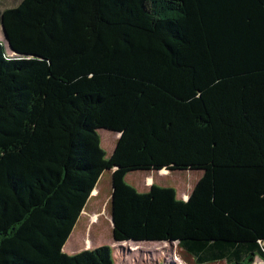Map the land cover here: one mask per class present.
<instances>
[{"label":"trees","instance_id":"obj_1","mask_svg":"<svg viewBox=\"0 0 264 264\" xmlns=\"http://www.w3.org/2000/svg\"><path fill=\"white\" fill-rule=\"evenodd\" d=\"M0 25V264H115L63 251L108 170L115 242L264 261V0H21ZM162 170L203 176L126 182Z\"/></svg>","mask_w":264,"mask_h":264},{"label":"rangeland","instance_id":"obj_2","mask_svg":"<svg viewBox=\"0 0 264 264\" xmlns=\"http://www.w3.org/2000/svg\"><path fill=\"white\" fill-rule=\"evenodd\" d=\"M21 0H0V11L6 8L16 7ZM0 39L3 40V30L0 25ZM7 53L9 47L4 42ZM101 137L102 148L110 158L113 154L119 133L101 129L98 131ZM113 170L104 172L96 187L99 195L92 199L91 211L99 213V218L94 224L89 225L88 217L82 215L63 250L68 255H74L84 250L94 249L100 246H110L114 248L115 264H196L194 258L178 247V244L144 242L139 244L115 243L113 237V225L110 219L112 204L111 195ZM155 183L161 187H172L177 191V198L185 200L184 194L191 193L198 181L203 176L202 171H176L165 175L152 172ZM150 172H131L126 177V182L135 187L139 192H146L149 186H145L146 177ZM91 199V198H90ZM93 206V207H92ZM78 252H73L77 251ZM74 253V254H73ZM224 264V263H217ZM254 264H264L256 258Z\"/></svg>","mask_w":264,"mask_h":264},{"label":"crops","instance_id":"obj_3","mask_svg":"<svg viewBox=\"0 0 264 264\" xmlns=\"http://www.w3.org/2000/svg\"><path fill=\"white\" fill-rule=\"evenodd\" d=\"M1 11H3V10H1ZM0 11V12H1ZM3 30V29H2ZM3 37H4V39L3 40H1L0 39V41L1 42H5L7 45H8V43H7V41L5 40V36H4V34H3ZM9 47V46H8ZM9 50V55L10 56H15L11 51H10V49H8ZM119 137H120V133H119ZM152 172H157L158 174H162V175H165L166 173L167 174H169V173H172V172H170V171H167V170H162V171H151L150 172V176H148V177H146V183H145V186H149V188L148 189H150V187L155 183V179H153L152 178V176L155 178V176L154 175H151V173ZM97 192V193H99V190H98V187H96V189L94 190V192ZM93 192V193H94ZM93 193H92V196L90 197L91 199L88 201V203H87V205H86V207H85V209H84V211H83V213H82V215H86L87 217H88V223H89V225H91V224H94L95 222H96V220L99 218V214H100V212L99 213H96V212H93V211H91V207H90V204H91V202H92V199L94 198V196H93ZM192 193V192H191ZM191 193H185L184 194V198H185V200H188L189 199V196H190V194ZM99 195V194H98ZM111 198H112V195H111ZM93 207V206H92ZM81 215V216H82ZM81 216H80V218H81ZM110 219H111V222H112V211H111V215H110ZM113 225V224H112ZM74 236V233H72V235H71V238ZM115 243H117V242H115ZM66 246V245H65ZM64 249H65V247H64ZM79 250H77V251H73V252H78ZM82 252V251H81ZM74 254V253H73ZM75 254H77V253H75ZM74 254V255H75ZM260 259V258H259ZM263 261V260H262Z\"/></svg>","mask_w":264,"mask_h":264},{"label":"water","instance_id":"obj_4","mask_svg":"<svg viewBox=\"0 0 264 264\" xmlns=\"http://www.w3.org/2000/svg\"><path fill=\"white\" fill-rule=\"evenodd\" d=\"M2 29H3V34H4V36H5V40H6L7 43H8L7 36H6L5 31H4V28L2 27ZM9 49H10V51H11L15 56L17 55V57H20L16 52L12 51L11 48H9ZM112 224L114 225L113 219H112Z\"/></svg>","mask_w":264,"mask_h":264}]
</instances>
